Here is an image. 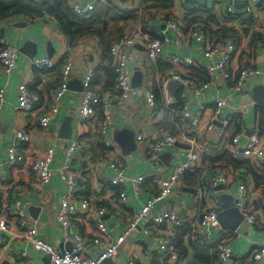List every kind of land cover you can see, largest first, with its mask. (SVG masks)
Segmentation results:
<instances>
[{
  "label": "crops",
  "instance_id": "1",
  "mask_svg": "<svg viewBox=\"0 0 264 264\" xmlns=\"http://www.w3.org/2000/svg\"><path fill=\"white\" fill-rule=\"evenodd\" d=\"M68 1L74 7L78 3H94L96 0ZM108 1L112 2L116 8L105 4L100 6L115 9L118 15H120L119 9L121 6L125 7L132 2L135 4L141 2V0ZM208 1L210 2L206 3L207 7H205L203 0H191L190 4L198 2L196 6L200 7L202 5V8L201 12L191 13L188 16L185 8L193 9V7L187 5L186 0H173L164 7L159 3H155V7H152V9L157 11L160 16L161 14L172 13L177 19L186 18L188 22L200 21L208 30L209 28L213 30L212 35L215 37L222 36V33L219 32L226 28V38L228 40L233 42L240 40L239 52L232 62L233 67L245 65L248 62L260 68L262 74L259 77H249L242 92L236 93L230 90L229 85L223 79L222 73L218 71L210 90L206 97L202 99V102L206 103L207 106H212L218 99L226 100L224 114L231 116L233 120L229 135L223 144L216 140L210 141L204 134L198 138L199 144L204 149L198 166L193 172L185 175L180 186L172 191L167 199L156 204L155 214L172 211L187 217V222L183 228L175 232L181 256L180 260L176 262L171 260L170 256L160 249V239L171 228L169 224H165L163 226L153 225L147 229L142 228L135 235L126 239L113 258L114 264H127L131 257L136 258L137 264H207L203 261L206 258H214L211 262V264H214L216 262V243L214 242L218 229L221 227L219 225L207 227L197 237H194L191 235L190 224L199 220L206 209L210 207L221 208L224 201H220L219 205L217 201L219 195H231L239 200V204H243L240 197L239 179L247 185L250 196L248 207L256 215L257 223L254 226H247L242 223L238 228L241 236L231 243L233 250L231 261L233 264H264V257L257 263L252 261V253L256 247H264V157L262 160H257L246 158L243 155V147L248 144L253 135L258 134L264 139V133L261 132L260 127L261 123H264V105H259L252 95L245 94L247 90L259 85L264 88V31H255L250 22L251 18L249 20L232 19L231 22L228 21L226 8L229 0H217L215 3L211 2L213 0ZM237 1L239 11H242L244 0ZM20 23L27 24L18 27ZM153 24L155 29L160 30L158 20L155 19ZM3 28L5 29L4 38H0V40L5 39L9 44L16 46L19 52L26 42L31 43L33 41L38 45L39 53L35 58L49 57L57 66L52 71H35L32 67V60L21 52L18 65L11 74H6L0 66V89L6 90L5 105L0 111V215L10 217L13 212V202L19 199L25 206L28 205V215L36 222L39 236L42 239L59 249L71 248L72 243L64 245L65 231L57 219L61 208L60 201L67 191L65 183L60 178V171L64 166L69 144L74 140H79L80 143L85 144L86 152L82 157H76L74 163H72L75 170L80 174V178L77 182L78 199L70 201V205L75 206V213L77 212V228L72 229L70 232L67 231L70 235L76 232H83L87 235L97 233L93 226L94 223L90 219V221L88 220L86 213L80 208L79 199L91 198L98 204L108 206L116 198L114 189L110 187V178L115 175V171L110 169L107 164L99 165L95 176L91 177L90 169L96 165L93 158L101 157L110 152L123 165L128 178L139 176L147 178L145 190L150 193L137 197L134 194L132 183L128 182L122 188L127 193L124 211L114 212L103 218L112 234V238L116 239L127 228L130 216L139 211L142 204L151 198L150 188L153 187L150 184V177L152 174L160 169L166 177L170 169L169 166L175 167L185 159L188 152L187 148L184 145L167 148L163 154L168 156L166 155L163 161L152 158L150 155L152 137L157 132L156 128L159 126L162 129H170L169 122L165 118L167 115L160 108L154 111L152 116L150 115V110L145 104L143 88L135 89L127 101L121 100L112 88V90L107 89L100 92L103 98L108 96V101L112 106L113 123L107 133V138L111 141L114 152L107 149L101 142L98 117L95 116L86 123L80 121L82 80L89 69V65L101 60V42L94 37L85 36L79 42L74 43L76 46L71 48V42L61 32L56 20L48 16L33 21L10 20L7 23L0 21V31ZM258 36L262 38L258 39ZM48 44H51L52 57L48 55ZM181 47L182 43L180 41L174 42L171 52L174 55H181ZM190 49L192 58L198 64H201L198 68V73L201 74L200 68H205L206 63L201 57L200 47L192 46ZM144 59L145 50L141 45H138L132 50L129 57V72H131L132 77L138 68H141L142 72L145 71V64H141ZM62 61L70 62L73 65L69 77L70 88L60 101L55 103L58 113L52 118L49 127L42 129L38 123V116L49 110L54 104L52 99L58 92L61 82L57 83V71L59 70V63ZM102 66L103 64L99 66V69ZM146 74L143 72L144 83L147 78ZM104 82L97 85V82L94 81L96 91L99 92L105 89ZM21 83H27L33 91L38 92L41 96L40 111L34 116L21 115L15 111L18 88ZM192 98L191 92L185 88L180 101L182 106L187 105L191 110L196 111L198 107ZM256 98L264 103V91L258 93ZM173 99L177 100L174 94ZM67 118L72 119L73 132L71 139H66L62 135V128ZM24 126H29L33 131L32 149L36 154H42L49 147H55V158L52 163L53 178L49 185H41L29 167H10L8 165V147L15 144L23 150L27 148L25 144L15 139L16 130ZM126 127H131L135 136L143 135L144 137L142 142L135 143L134 141V150L127 155L124 154L121 146L116 141L117 133H122ZM205 139H208L209 142L207 143ZM228 146L232 150L239 146L236 154L238 157L236 158L246 164L242 169H236L225 162H209L210 159L221 156L222 151H228ZM222 174H228L229 177L227 183L221 184L225 187L224 191L217 192L215 189L208 187L209 179L212 176ZM33 206L39 209L37 213L32 210ZM1 244L0 241V250L2 248ZM10 247L7 251H0V264H53L50 258L45 261L46 254L36 250L31 244L14 242L11 243ZM104 249V243L93 245L88 248L86 254L94 257L98 253L104 252ZM21 250L27 253L28 258L21 257L19 253ZM200 251L203 253L202 259L197 257Z\"/></svg>",
  "mask_w": 264,
  "mask_h": 264
},
{
  "label": "built area",
  "instance_id": "2",
  "mask_svg": "<svg viewBox=\"0 0 264 264\" xmlns=\"http://www.w3.org/2000/svg\"><path fill=\"white\" fill-rule=\"evenodd\" d=\"M216 1L211 2L215 3ZM203 2H205L203 5L207 7L206 3L210 1L203 0ZM102 4L116 8L108 0H96L94 3L75 4L73 11L79 17L92 16ZM186 4L191 5L193 9L197 8V12H201L202 5L200 7L196 6L198 2ZM263 8L264 0H244V9L239 11L238 1L229 0L226 15L230 22L232 19L242 20L246 17L245 15H250V22L255 31H264ZM193 9L185 8V11L188 12L187 16L191 13H197ZM119 10L120 15L126 10L130 11L137 19L131 23L122 37L111 44L110 55L113 58V65L116 70V83L113 91L123 101H127L133 94L135 89L132 85V74L129 72V57L132 50L141 45L145 50V59L141 64H145V71L147 72L146 74L143 71L147 78L145 83L143 81L141 87L145 94L146 107L150 110L151 116L154 111L160 108L167 115L165 118L169 120L174 129V132H171L164 128L163 130L159 126L156 128L157 132L152 137L150 155L152 158L159 160V157L167 148L178 145H184L187 148V155L179 165L169 167L166 177L160 169L152 174L150 184L155 189L150 188L151 198L142 204L139 211L130 216L127 228L116 239L112 238V234L103 218L108 214L124 211L127 193L122 188L128 182L132 183L135 196L146 195L149 192L145 190L147 178L145 176L128 178L123 165L110 152L101 157L93 158L96 165L90 169L91 177L95 176L99 165L107 164L110 169L115 171V175L110 178V187L114 189L116 198L108 206L98 204L91 198L79 199L80 208L86 213L88 220L90 219L94 223L93 226L97 233L87 235L83 232H76L70 235L67 231L70 232L72 229L77 228V212L75 213V206L70 205V201L78 199L77 182L80 178V174L75 170L72 163H74L76 157L80 158L86 152L85 144L80 143L79 140L72 141L67 148L66 160L60 171V178L65 183L67 191L60 201L61 208L57 219L65 231L64 245L72 243L73 246L69 249H59L42 239L39 236L36 222L28 215V205L25 206L18 199L13 202V212L10 217L0 215V241L2 243L0 251H7L11 248V243L20 242L21 244H31L36 250L49 255L53 264H104L107 259H113L117 255L126 239L135 235L142 228L147 229L153 225L163 226L169 224L171 226L170 231L159 241L160 249L166 255H169L171 260L175 262L180 260L181 256L175 232L183 228L187 222V217L172 211L155 214L156 204L167 199L171 192L180 186L185 175L193 172L198 166L204 152L198 142L200 136L204 134L210 141L216 140L223 144L229 135L233 119L231 116L224 114L226 100L218 99L212 106H207L206 103L202 102V99L206 97L210 90L216 73L218 71L222 73L223 79L227 82L231 91L240 93L249 77H259L262 72L260 68L248 62L245 65L233 67L232 62L239 52V44L236 45L235 42L228 40L223 35L220 37L213 36V30L210 28L208 30L200 21L188 22L186 18L177 19L172 13L161 14L160 16L157 11L148 7L144 0L137 4L132 2L125 7L121 6ZM155 19L158 20L160 30L154 28L153 22ZM188 23L191 26H188ZM177 41L182 43L181 49L185 46L189 48L192 46L200 47L201 57L206 63L205 68H200L201 74L198 73L201 64H198L192 58L191 49L189 59L182 54L174 55L171 52L172 44ZM0 46V66L9 75L18 65L20 52L16 46L9 44L5 39L0 40ZM93 63L95 64L90 63L91 65H89V69L82 80L80 121L86 123L97 116L100 122L101 142L107 149L114 152L111 141L107 138V133L113 123L112 106L108 101V96L103 98L93 85L96 69L101 65L100 60ZM165 65H168V67L163 70ZM56 66V63L49 57L32 60V67L35 71H52ZM72 66L70 62L65 64L61 73L62 79L59 90L52 99L54 104L49 110L38 116V123L42 129L49 127L52 118L58 113L55 103L59 102L69 90V77ZM137 70L141 71L142 69L138 68ZM171 81H177L179 85L184 86V89L186 88L191 92L192 100L198 107L196 111L191 110L187 105L182 106L181 99H173V93L169 90ZM5 99L6 90L0 89V111L5 105ZM41 101L38 92L33 91L27 83H21L18 88L15 111L21 115L34 116L40 111ZM15 133V139L25 144L27 148L23 150L15 144L8 147V165L10 167H29L41 185H49L53 178L52 163L55 158V147H49L42 154H36L32 149L33 131L30 127L24 126L16 130ZM208 139H205L207 143L209 142ZM143 140V135L135 136V143ZM228 148V152L238 157L236 154L239 146H236L233 150L229 146ZM243 155L246 158L262 160L264 157V139L262 136L253 135L248 144L243 147ZM228 180V174L214 175L209 179L208 187L216 189L221 184L227 183ZM238 182L240 197L243 202V204H239L244 215L243 223L247 226H254L257 220L256 215L248 207L250 196L247 185L243 184L241 179ZM219 212L220 209L215 207L206 209L199 220L190 224L191 235L197 237L205 228L218 226ZM238 228L236 230L218 229L214 242L216 243V262L214 264H233L231 261L233 257L231 243L241 236ZM102 243L105 244L104 252L98 253L94 257L86 254L88 248ZM19 253L21 257L28 258L25 251L21 250ZM263 257L264 247L257 246L252 253V261L257 263ZM127 264H137L136 258L131 257Z\"/></svg>",
  "mask_w": 264,
  "mask_h": 264
},
{
  "label": "trees",
  "instance_id": "3",
  "mask_svg": "<svg viewBox=\"0 0 264 264\" xmlns=\"http://www.w3.org/2000/svg\"><path fill=\"white\" fill-rule=\"evenodd\" d=\"M173 0H144L148 7H155V3L161 4L162 7L167 6ZM191 0H186V3H190ZM46 7V8H45ZM194 12L198 9L194 8ZM52 17L56 20L61 32L71 42V48L75 47L74 43L85 36L94 37L101 42L102 56L99 67L96 69V76L94 81L98 84L104 82V88L100 92H104L107 89L114 90L116 83V70L113 65V58L110 55V47L114 41H117L122 37L131 25L135 22L137 17L133 16L130 11H125L122 15H118L115 9H111L106 6H100L96 13L92 16L79 17L73 11L72 4L68 0H0V21L5 23L10 20H23L33 21L39 20L45 17ZM22 22V21H21ZM188 26L191 24L188 23ZM227 29H223L222 35L226 38ZM262 38L258 36V39ZM240 40L236 43L239 44ZM1 52V46H0ZM66 62L59 63V70L57 71L58 82L62 79V69ZM100 65V66H101ZM168 65H165V70ZM207 79V78H205ZM93 81V85H94ZM61 84V82H60ZM101 94V93H100ZM159 98V93L157 92ZM169 122V120H168ZM169 131L174 132L173 127L169 122ZM261 132L264 133V123H261ZM210 163L225 162L236 169H242L245 163L236 158L228 151H224L223 154L215 159H210ZM256 181V178H255ZM202 252L200 251L197 257L202 259ZM214 259V258H213ZM212 258L203 259L207 264H211Z\"/></svg>",
  "mask_w": 264,
  "mask_h": 264
},
{
  "label": "water",
  "instance_id": "4",
  "mask_svg": "<svg viewBox=\"0 0 264 264\" xmlns=\"http://www.w3.org/2000/svg\"><path fill=\"white\" fill-rule=\"evenodd\" d=\"M251 18V16H246L244 17V19L249 20ZM27 23H20L18 24V27H23L25 26ZM1 37L0 38H4V32L5 29H1ZM20 52L25 55L26 57H28L30 60H33L36 56H38V45L36 43H33V41L30 42H26V44H24L21 48H20ZM53 51L51 50V44H48V55L50 57H52ZM181 54L189 59L190 58V48L185 46L181 49ZM132 85L134 89H141L142 85H143V73L140 70H136L133 77H132ZM69 88H70V84H69ZM169 90L175 95V98H177V100L181 98L183 90H184V86L183 85H179V83L177 81H171V83L169 84ZM261 91H264V88L262 87V85L256 86L253 89H249L246 91V95H252L253 98L255 100L258 101L259 105L263 106L264 103H262L261 101H259L256 97L258 96V93H260ZM264 108V106H263ZM72 119L71 118H67L63 128H62V135L64 138L66 139H71V134H72ZM116 141L117 143H119V145L121 146L124 154H130L131 152H133L134 150V146H135V134L133 133L131 127H126V129L123 130L122 133H117L116 135ZM167 154H162L159 157V160L163 161V159L166 157ZM168 156V155H167ZM170 167V166H169ZM225 187L223 186H219L215 189V191L217 192H221L224 191ZM217 201L220 205V201H224L223 205H221L220 212L218 215V224L222 229H231V230H236L244 221V215L243 213L240 211L238 204H239V200L236 199V197H233L231 195H219L217 197ZM32 210L35 211V213H37V211L39 210L36 206L32 207ZM49 255L45 256V261H47V259H49ZM114 259H107L105 261L104 264H114Z\"/></svg>",
  "mask_w": 264,
  "mask_h": 264
}]
</instances>
